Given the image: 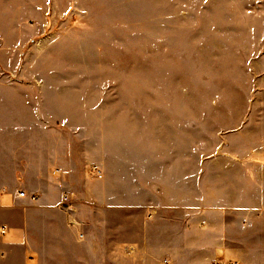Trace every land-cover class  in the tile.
<instances>
[{"label": "crops", "instance_id": "0c3cea01", "mask_svg": "<svg viewBox=\"0 0 264 264\" xmlns=\"http://www.w3.org/2000/svg\"><path fill=\"white\" fill-rule=\"evenodd\" d=\"M52 4L0 0V264H264V162L197 160L189 121L89 101L51 65Z\"/></svg>", "mask_w": 264, "mask_h": 264}, {"label": "rangeland", "instance_id": "374dc122", "mask_svg": "<svg viewBox=\"0 0 264 264\" xmlns=\"http://www.w3.org/2000/svg\"><path fill=\"white\" fill-rule=\"evenodd\" d=\"M52 2L51 65L82 72L62 77L93 88L89 101L189 121L197 160L264 162V0ZM257 227L264 240L263 217ZM252 257L264 262V250Z\"/></svg>", "mask_w": 264, "mask_h": 264}, {"label": "built area", "instance_id": "2783aa9c", "mask_svg": "<svg viewBox=\"0 0 264 264\" xmlns=\"http://www.w3.org/2000/svg\"><path fill=\"white\" fill-rule=\"evenodd\" d=\"M99 167L100 166H98L96 164L91 165L89 168L90 175L93 177H96V178H102V174H103L102 169ZM19 196L25 197V192H23V191L19 192ZM31 198H32V200L36 199L35 196H32ZM62 205H63V208H65L66 210H70V208H71L70 207V196L67 193H65L63 196ZM5 233H6V227L0 228V235H5ZM164 264H168V262L165 261ZM215 264H220V263L216 262Z\"/></svg>", "mask_w": 264, "mask_h": 264}]
</instances>
